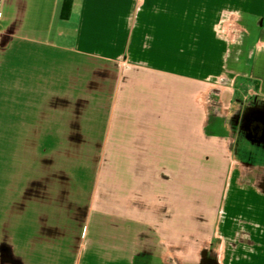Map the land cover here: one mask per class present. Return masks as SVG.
Listing matches in <instances>:
<instances>
[{"label": "rangeland", "instance_id": "obj_1", "mask_svg": "<svg viewBox=\"0 0 264 264\" xmlns=\"http://www.w3.org/2000/svg\"><path fill=\"white\" fill-rule=\"evenodd\" d=\"M242 11L240 26L238 20L219 25L227 64L219 72L209 67L202 75L178 71L155 79L148 67H125L129 63L123 60L119 67H90L76 104L80 110L67 114L71 129L67 126L65 152H49V163L41 169L47 181L30 185L34 192L21 196L24 206L65 209V223L55 217L60 228L52 226L51 246L63 233L66 240L75 239L81 264H200L219 220L248 229L249 215L231 212L243 202L250 205L243 194H264V168L247 167L233 149L238 134L234 116L255 96L249 91L248 64L257 48L251 46L254 34L247 41ZM239 56L241 64L233 67ZM169 78L174 81L166 82ZM162 80L161 109L152 102L141 107L139 100L153 96L149 85ZM174 94L178 108L168 103ZM145 110H173L178 118L139 119ZM166 125L176 126L172 135L165 134ZM154 128L163 129L154 136L156 144L163 149L177 144L179 150L153 152ZM181 128H188V135ZM54 156L64 161L59 168L53 166ZM241 238L247 245L249 239ZM209 248L216 261L224 256L216 244Z\"/></svg>", "mask_w": 264, "mask_h": 264}, {"label": "crops", "instance_id": "obj_2", "mask_svg": "<svg viewBox=\"0 0 264 264\" xmlns=\"http://www.w3.org/2000/svg\"><path fill=\"white\" fill-rule=\"evenodd\" d=\"M62 3L0 0V264H81L75 239L66 240L62 233L51 246L52 226L60 228L55 217L62 216L65 223V209L24 206L21 196L34 192L32 185L47 181L49 175L41 169L49 163L48 153L65 152L67 114L80 110L76 104L90 67H119L123 60L129 63L125 67H148L155 79L178 71L202 75L209 67H218L219 72L227 67L219 25L238 20L240 26L244 9L247 41L254 34L251 46L257 48L248 64L249 91L264 99V0H72L67 19L61 18ZM240 64L239 56L232 66ZM170 80L166 82L174 81ZM149 87L153 96L139 100L141 107L152 102L161 109L163 80ZM184 94L180 98L187 104ZM174 97L169 106L178 108L177 94ZM174 113L145 110L139 119L165 115L172 120L178 118ZM164 128L172 135L176 126ZM181 129L180 134L188 135V128ZM74 130L76 134L75 125ZM162 134L163 129L152 130L157 155L169 148L156 144L154 136ZM170 145L169 151L179 150L177 144ZM52 162L59 168L64 161L54 156ZM247 194L243 195L250 205L243 202L231 213L249 215L248 229L222 225L221 219L204 249L211 251V243L224 249L217 264H264V194ZM242 234L249 239L247 245L239 242Z\"/></svg>", "mask_w": 264, "mask_h": 264}, {"label": "flooded vegetation", "instance_id": "obj_3", "mask_svg": "<svg viewBox=\"0 0 264 264\" xmlns=\"http://www.w3.org/2000/svg\"><path fill=\"white\" fill-rule=\"evenodd\" d=\"M234 118L238 134H235L233 149L239 159L247 167L264 164V99L254 96ZM202 254L200 264H217L211 253L202 250Z\"/></svg>", "mask_w": 264, "mask_h": 264}, {"label": "trees", "instance_id": "obj_4", "mask_svg": "<svg viewBox=\"0 0 264 264\" xmlns=\"http://www.w3.org/2000/svg\"><path fill=\"white\" fill-rule=\"evenodd\" d=\"M71 1L72 0H63L62 8H61V18L67 19L71 10ZM264 167V164H262Z\"/></svg>", "mask_w": 264, "mask_h": 264}, {"label": "water", "instance_id": "obj_5", "mask_svg": "<svg viewBox=\"0 0 264 264\" xmlns=\"http://www.w3.org/2000/svg\"><path fill=\"white\" fill-rule=\"evenodd\" d=\"M263 142H264V130H263Z\"/></svg>", "mask_w": 264, "mask_h": 264}]
</instances>
